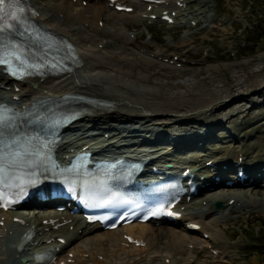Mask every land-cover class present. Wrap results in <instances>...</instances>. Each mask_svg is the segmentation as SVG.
I'll return each mask as SVG.
<instances>
[{"label":"bare ground","instance_id":"obj_1","mask_svg":"<svg viewBox=\"0 0 264 264\" xmlns=\"http://www.w3.org/2000/svg\"><path fill=\"white\" fill-rule=\"evenodd\" d=\"M81 1L83 0H76L75 3L73 0H30L29 3L39 13L38 19L44 27L52 29L57 34L60 27L68 26V28L70 27L69 29L74 28L71 29L74 32L72 31L71 33L68 31L70 34H61L62 37L69 40L76 47L82 65L74 71L56 79L25 80L19 83L13 82L0 69V91L3 88L10 91L7 93V96L5 94L6 97L0 96V102H8L22 108L39 100L78 94L110 103L112 106L108 110L93 111L92 114L81 118L80 121L74 123L62 133L65 137L58 143V152H62L58 159H64L65 155L71 150L87 147L86 150L89 151L98 144L100 148L106 147L107 150H110V147L111 149H118L115 150V153L123 155L126 153L123 150V146L125 145L133 152H137L149 159L155 157L154 155L160 153L159 150L163 148L164 153L162 155L164 156L161 159H164L166 163L174 164L176 168L182 167V171L194 167L199 168L201 170V175L199 176H204V179L202 182L197 180V184L207 183L208 185L204 186L203 189H199L198 193L211 190L218 186H222V188L213 190L212 192L208 191L205 194V198H202L198 203H194L193 205L187 204L186 198L184 197L180 205L177 206V212L182 214V221H184L182 231L189 233L186 230V224H197L200 226L201 234H206L208 236L207 241L211 242L205 241L207 247L204 249L197 250L193 248L197 256L200 254L207 255L209 253L207 248L219 253L220 248H218L217 240L219 241V234L222 232L220 230H218L219 232L214 230V227L218 228L220 222L228 221L229 216L234 211L247 210L249 214H253V209L255 210L257 207H254V205L262 206L264 204V189L262 187L264 183V145L259 141L250 145L239 144L240 147L236 146L235 143H238L239 139L234 138V135H232L234 132L232 134L227 132V136L222 135V140H227V146L225 147H219L218 144L209 147V144L212 143V137L216 133L215 129L220 125L222 120L228 122L234 116L245 113L254 106H258L259 103H256L247 108L245 105L242 106V103L251 95L253 97L264 98V80L260 79L258 81L260 83L258 88L249 89V92L248 90L239 88L238 93H234L231 90V84H229L227 85V89L223 92L221 91V94L217 93L214 97L212 96L213 98L211 96L210 98H204L203 96L204 99L202 98L203 101L201 99L200 101L202 102L199 104H195L192 101V97L188 95L196 89L191 84L175 86L176 90H185V92L177 91L178 94L175 97L171 95L173 93H163V97L162 93H158L157 90H151V92L148 91L145 94L138 95L136 94L137 90L132 86L135 82L125 86L121 84V79V82H119V78L123 79V77L134 76L129 74H133L137 68L134 62L129 61L136 55L135 51L139 46V38L134 34L132 38L126 37L121 42H118L116 36L123 35L125 28L122 27L120 29L115 27L116 24H119L117 21L114 25H109L106 20L110 21L111 19L108 17L105 18V24L100 28L98 22H101V19L105 17L104 11L111 13L112 17L116 16L117 19H119L118 17L126 19L127 16H132L137 19V24L139 25L143 23L145 16L149 17L150 15L157 14V18L159 19L163 15L171 18V12H175V22L179 24L180 22H185V25L178 26L176 31L182 29L190 30L187 24L194 21L192 17L195 15L192 14L191 18H188L187 15L183 14L176 5L179 0H176L174 4L171 3L172 0H167L170 3L160 7L156 12H148L147 7L150 4H143L140 0H122L126 7L133 8L131 14L118 13L114 8L109 7L104 0H97L101 5L99 7L104 8L101 18L100 13L96 11V7L90 4L91 6L83 9L82 5H79ZM198 5L206 9V2H199ZM168 10L170 12H166ZM84 13L86 15L89 13L90 15L85 17ZM200 14H204L203 16L206 18L205 11H201ZM197 21L195 27L199 26L202 18H197ZM148 29V33H150L151 28L149 27ZM201 32L204 31L202 30ZM105 36H108L109 41H106ZM188 37H190L189 34L174 49L172 47H166L167 52H180L191 41V38L188 39ZM176 38L177 36H172V41H175ZM196 42L198 41L193 38L190 43L194 44ZM142 49L148 51L146 48ZM103 53H109L108 57L110 59H108L107 63L101 59ZM124 56L130 57L124 58ZM159 57L171 60V55ZM222 58L219 57V60ZM224 59L227 60L228 58L224 57ZM166 67L169 70H174L173 67ZM149 68L144 67L142 69V74H140L142 80H146L143 79V76L146 77L149 75ZM107 71L113 73L115 83L111 82L113 83L111 84L106 82L107 80L104 81L99 77V73L102 74V72ZM180 71L182 74L186 72L185 70ZM160 74L162 72L157 73L156 76L161 79H166L165 76ZM241 78L242 76L237 77L239 81ZM186 83L188 82L186 81ZM235 83L238 85L240 82L236 81ZM142 84L145 86L149 85L146 81ZM157 85L155 84L153 89ZM15 88H18L19 91L15 92ZM204 92L202 91L201 93ZM154 93L156 94L154 95ZM177 96L179 100H176ZM232 104L237 108L233 107L231 111L227 112V109ZM217 113L223 116L214 117ZM192 116H195L194 118L198 119V121L190 122L191 120L188 119ZM257 119L258 117L255 118V120ZM200 125H202L201 128L196 130V126ZM106 136L107 139L105 138ZM146 139L148 141L151 139L161 140V142H169L170 145L164 146L165 144H161L150 149L146 145L142 146V140ZM115 145L120 146L114 148ZM189 148L201 150L202 152L198 154H186L185 156L176 155L182 150ZM250 150H254L252 155ZM208 162H211L213 166H207ZM236 167L242 168L249 175L247 180L243 181L242 184L237 181L235 176ZM215 177H219L217 183L214 180ZM228 180L233 181L231 188H225V182ZM257 186L259 187L258 189ZM216 201L223 203L224 209L217 210L214 213L213 204ZM29 211L20 210L16 213L0 212V222L3 223L4 228L13 225L12 222L14 219L18 220L19 225H14L19 227L18 239L26 232L33 235V239L26 244H22L20 248L19 243L16 242L13 244V249L9 248L10 251L7 246L6 251L11 253L12 257H4V253L0 249V264H17V261L13 260L14 255H18V259L23 258L25 260L23 264H35L33 258L35 254H41L50 249H52V253L56 254V249H59L56 254L57 256L69 248L70 245L73 247L71 250L65 251V262L69 259L68 254H73V259L76 256L82 257L85 254H88L89 258L94 259V257L102 254L107 256V253L114 252L115 249L122 250L121 247H130L132 253L146 251V258L148 254L152 256L151 262L150 260H146V258L142 260V257H140L136 263L134 261L132 264H141V262H143L142 264H156L155 256L153 255L161 250L162 239H167L165 241H167L168 246H165L166 244L163 246L172 253H182V248L186 244H189L185 237L179 235L181 232L177 233L173 229H168L165 226L152 228L149 224H135L115 231L100 232L97 226L86 225L81 217L77 215L68 216L66 214L56 213L53 209H50L45 214L34 212V210ZM203 217L211 219L208 225L201 220ZM136 232L139 236H136ZM2 233L3 229H0V234ZM127 237L142 242L144 247L136 249L134 245L126 241ZM81 238H86L87 242L82 243L83 245L80 246L77 245L76 248L73 243ZM61 239L65 241L64 244L59 241ZM84 261L85 259L78 260L81 263ZM61 262L62 260H58L57 263L59 264ZM230 263L233 262L230 261ZM96 264H106L105 259L102 263L96 262ZM217 264H222V262Z\"/></svg>","mask_w":264,"mask_h":264},{"label":"rangeland","instance_id":"obj_2","mask_svg":"<svg viewBox=\"0 0 264 264\" xmlns=\"http://www.w3.org/2000/svg\"><path fill=\"white\" fill-rule=\"evenodd\" d=\"M165 1L166 4H169V1L167 0ZM175 1L176 0H172L171 3L174 4ZM180 1L181 2L184 1V4H180L181 6L180 9L182 10L183 14L187 15L188 18H191L192 14L195 15L194 17H192L194 18V21H191L190 23L187 24L188 27H190V30L182 29L176 31L178 28L177 25H179L178 22L176 25H167L159 21L158 19L149 20V17L148 18L145 17L143 19V23L139 25L137 24L138 23L137 19L132 16L131 17L127 16L126 19L125 18L123 19L122 17H118L119 19H117L116 16L112 17L111 13H108L107 11H104L105 17L102 18L101 14H103L104 8H100L101 5L97 0H83L79 2V5L80 6L82 5L83 9H86L88 8V6L91 5L96 7L97 10L96 9L95 10L100 13L102 18L101 22L100 21L98 22L100 28L103 27V25L105 24V18L107 17L111 19L110 21L106 20V22L109 25L111 24L114 25L115 23L118 22L119 24H116L115 27H118L120 29L124 27L125 32L123 33V35L116 36L118 42H121L126 37L132 38L134 34H136L137 37L139 38V43H138L139 46L138 48H136L135 51L136 55L133 56V59L131 61H129V62H134L135 64L134 63L133 64L137 68L133 72V74H129L131 76L133 75L134 76L126 77V78L123 77V79L119 78V82L122 81L121 84L125 86L126 85L128 86L130 85V83L135 82V84L132 86H134V89L137 90L136 94L138 95L143 93L145 94L148 91L151 92V90H157L158 93H162L163 97H164L163 93L166 94L173 93L171 95H174L175 97V95L178 94V92L180 91L185 92V90L183 89L176 90L175 86L191 84L193 88L195 86L196 89L195 88L194 89L196 92L193 89L194 92L188 95L192 97V101H194L195 104H199L203 101L204 98H210V96L211 98H213L217 93L221 94L225 89H227V85L229 84H231V90L234 91V93H238L239 88L248 90V92L249 89L258 88V85L260 84L258 83V81L260 79L264 80V32H263L264 28L259 29L258 35L259 37L260 36L262 37L263 35V38L258 39L257 43L253 42L252 45L244 46L242 45V42L243 41L245 42L253 38L254 34L250 33L251 31L249 30V25L254 23L257 20L258 16L261 17V21L264 23V0H198V1L180 0ZM73 2L75 3L76 0H73ZM199 2H206V9H204L203 6L200 7L198 5ZM186 3L187 5L184 6ZM159 6L160 5H156L154 8L148 7L147 11L156 12L157 7ZM187 6L189 11L187 9ZM201 11H205L206 18L203 16L204 14H200ZM84 14L85 17H88L90 15L89 13H87V15L86 13ZM173 14L175 13L173 12L172 15ZM197 18H202V22L199 23L198 27H193L194 24L198 22ZM149 27L151 28L150 33H148ZM69 28L68 26L60 27L58 33L70 34L68 33V31L71 33L72 31L74 32V30H71L74 28L71 29ZM202 30L204 32H201ZM188 34L190 36L188 37V39L191 38L190 40L192 41V39L194 38L198 42L191 44L190 43L191 41H189L187 47H184L178 53L167 52L166 47L169 48L172 47V49L176 48V46L179 45V43L185 40L184 38ZM172 36H177L175 41H172ZM105 38L106 41H109L108 36H105ZM99 48H101V46H99ZM142 48H146L148 51H145ZM108 54L109 53H103V56L101 57V59L105 61V63H107L108 59H110L108 57ZM168 55H171V60H169L168 58L164 59L163 57H159V56L165 57ZM126 57L128 58L130 56H124V58ZM177 57L178 60L175 61ZM219 57H223V58L219 60ZM224 57L228 59L226 60L224 59ZM184 61L186 64L183 63ZM171 62L175 63V65L171 64ZM166 66L171 68L173 67V69L177 71L169 70L167 69ZM144 67L145 68L150 67L149 75L146 77L143 76V79L146 80H142L140 76V74H142V69H144ZM180 70H185L186 72L182 74ZM159 72H162V74L160 75L165 76L167 80L158 78L156 74ZM102 74L99 73V77L101 79H103L104 81L107 80L106 82L109 83L111 82L115 83L114 82L115 80L113 78V73L111 71L102 72ZM238 76L239 77L242 76L240 81L237 79ZM129 78H133V79L129 80ZM144 81H146L149 85L147 86L143 85L142 83ZM186 81L188 83H186ZM236 81L240 83L237 85L235 83ZM154 83L156 85L158 84L155 87L156 89L155 88L153 89L155 85ZM165 87H167L168 89ZM229 87L228 89L230 90ZM202 91L205 92L201 93ZM9 92H10L9 90L7 91L2 90L0 91V96L6 97L8 95L7 93ZM207 92L208 95L210 94L209 97L207 95ZM193 93L195 94V96ZM155 94L156 93H154V95ZM177 98L178 96L176 97V100H179V98L178 99ZM201 99L202 101H200ZM263 102H264V98H259L257 96L253 97V95H251L246 100H244L242 106L245 105V107L247 108L251 107L252 104H256V103L259 104L258 106L252 107L249 111L245 113H240L234 116L228 122L222 120L220 125L217 126L215 129L216 133L215 135H213L212 137L213 140L212 143L209 144V147L215 144H218L219 147L227 146L226 144L227 140L224 141L222 140V135L227 136V132H230L231 134L234 132L232 134L234 135V138L239 139V142L235 143L236 146H239V144L250 145L257 143L259 141L262 142V144L264 145ZM233 107H234L233 104L230 105V107L227 109L228 110L227 112L231 111ZM234 108L237 107L235 106ZM215 115L214 117L223 116L220 115L219 113ZM194 117L195 116H192L188 120H191L190 122L192 123L198 121V119ZM256 117H258L257 120H255ZM201 126L202 125L196 126L197 127L196 130H198V128H201ZM189 152L192 154H198L201 153L202 151L196 150ZM253 152L254 150H250L251 155ZM184 153L185 152H180L176 155L180 156ZM221 188L222 186H218L208 191L212 192L213 190H219ZM234 188L237 189L236 187ZM258 188L259 187L257 186V189ZM208 191L201 192L196 197V199L190 201L189 204L193 205L194 203H198L202 198H205V194H207ZM215 203L213 204L214 213H216V210L214 209ZM254 207H256V209L255 210L253 209L254 211L253 214H249L247 210L234 211L229 216L228 221L219 223L220 225L218 227L219 229L217 227H214V230L216 231L220 230L222 232L221 234H219V238H218L219 241L217 240V243L219 245L218 248H220L219 249L220 254H218L217 252L216 254H214L212 253V250L210 248H207L209 252L207 255L204 256L200 254L197 256L194 253L193 248H196L197 250L206 248L207 244L205 243V241H207V239L203 237L201 231L196 233H186L182 231L183 222H180L177 225H167V224L157 225L152 223L149 224L150 226H152V228L165 226L168 229H173L177 233L181 232V234L179 233V235L185 237L187 239V242L189 243L182 248V253L180 252L172 253L170 250L165 249V246H168L167 241H165L167 239L164 240L162 239L161 250L155 255H153L155 256L156 264H163L164 262H165L164 264H204V263L217 264L219 262L220 263L222 262V264H264V204H262V206L254 205ZM223 209H224V204L222 210ZM48 211H49L48 209L37 210V211L34 210V212H39L43 214L47 213ZM29 212H31V210ZM201 220H203L206 225H208L209 221H211V219L204 217ZM18 232H19V227L10 225L4 228L3 233L0 235V249L4 253V257H12L11 253L7 252L6 250H7V246H10L12 244V239L18 236ZM136 236H139V234L137 233ZM86 242H87L86 238H81L80 240L74 242L73 245L76 247L77 245L80 246ZM207 242L211 243L210 241ZM72 247L73 246L70 245V247L66 251L71 250ZM135 248L140 249L138 247ZM121 249L122 250L115 249L114 252L107 253V256L103 254L100 256H96L94 257V259L89 258L88 254H85L82 257L76 256V258L72 260L73 254H69L68 258L70 261L68 262V264H96V262L102 263L104 259L106 264H132L134 261H135L134 263H136L140 257H142L143 260V258H146L145 256L147 255L146 251L141 253H137V252L132 253L131 252L132 249L130 247L127 248L121 247ZM65 256H66V252H63L62 254H60V256H58V258L64 259ZM151 257L152 256L148 254L146 260H150L151 262L152 261ZM80 259H85V261L82 263L78 262V260ZM230 261L233 263H230ZM142 263L143 262H141V264Z\"/></svg>","mask_w":264,"mask_h":264},{"label":"snow or ice","instance_id":"obj_3","mask_svg":"<svg viewBox=\"0 0 264 264\" xmlns=\"http://www.w3.org/2000/svg\"><path fill=\"white\" fill-rule=\"evenodd\" d=\"M29 11L27 0H0V65L6 66L13 76L19 75L21 67L36 69L40 67L38 63L29 62L28 57L33 54L28 49L11 41V36L15 32L30 34L27 26L28 16L26 15ZM10 111V109L0 105V200L3 199V188L8 179L4 149L17 142L15 137L10 138L7 143L4 139L12 119L8 115ZM20 155L19 152L13 153V160L15 161Z\"/></svg>","mask_w":264,"mask_h":264},{"label":"trees","instance_id":"obj_4","mask_svg":"<svg viewBox=\"0 0 264 264\" xmlns=\"http://www.w3.org/2000/svg\"><path fill=\"white\" fill-rule=\"evenodd\" d=\"M260 28H264V23L261 21V17L258 16L256 22H254L253 24L250 25V31H252L250 33L254 34V35H253V38H251L250 40H247V44H251L252 45L253 42L257 43L258 39H262L263 38V35H262V37L261 36L259 37V35H258V32H259ZM263 32H264V30H263Z\"/></svg>","mask_w":264,"mask_h":264},{"label":"water","instance_id":"obj_5","mask_svg":"<svg viewBox=\"0 0 264 264\" xmlns=\"http://www.w3.org/2000/svg\"><path fill=\"white\" fill-rule=\"evenodd\" d=\"M216 208H217V209L221 208V204H217V205H216Z\"/></svg>","mask_w":264,"mask_h":264}]
</instances>
